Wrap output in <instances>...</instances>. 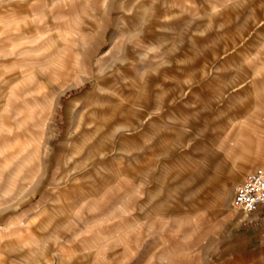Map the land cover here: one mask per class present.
<instances>
[{
	"label": "rangeland",
	"instance_id": "rangeland-1",
	"mask_svg": "<svg viewBox=\"0 0 264 264\" xmlns=\"http://www.w3.org/2000/svg\"><path fill=\"white\" fill-rule=\"evenodd\" d=\"M264 0H0V264H264Z\"/></svg>",
	"mask_w": 264,
	"mask_h": 264
},
{
	"label": "built area",
	"instance_id": "built-area-1",
	"mask_svg": "<svg viewBox=\"0 0 264 264\" xmlns=\"http://www.w3.org/2000/svg\"><path fill=\"white\" fill-rule=\"evenodd\" d=\"M234 205L247 214H259L264 207V170L253 171L237 186Z\"/></svg>",
	"mask_w": 264,
	"mask_h": 264
},
{
	"label": "crops",
	"instance_id": "crops-1",
	"mask_svg": "<svg viewBox=\"0 0 264 264\" xmlns=\"http://www.w3.org/2000/svg\"><path fill=\"white\" fill-rule=\"evenodd\" d=\"M264 170V169H263ZM261 212L264 211V207L260 210Z\"/></svg>",
	"mask_w": 264,
	"mask_h": 264
},
{
	"label": "bare ground",
	"instance_id": "bare-ground-1",
	"mask_svg": "<svg viewBox=\"0 0 264 264\" xmlns=\"http://www.w3.org/2000/svg\"><path fill=\"white\" fill-rule=\"evenodd\" d=\"M261 170H263V169H261Z\"/></svg>",
	"mask_w": 264,
	"mask_h": 264
}]
</instances>
